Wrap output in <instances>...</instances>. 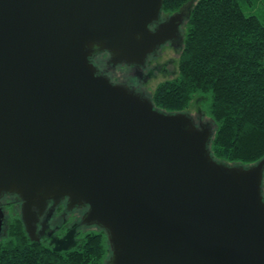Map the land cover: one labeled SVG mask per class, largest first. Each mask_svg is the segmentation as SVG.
<instances>
[{
	"label": "water",
	"instance_id": "obj_1",
	"mask_svg": "<svg viewBox=\"0 0 264 264\" xmlns=\"http://www.w3.org/2000/svg\"><path fill=\"white\" fill-rule=\"evenodd\" d=\"M162 5L0 0V197L22 201L31 239L50 201L88 207L108 264H264V157L217 160L208 123L156 108L91 58L143 64L188 8L152 29Z\"/></svg>",
	"mask_w": 264,
	"mask_h": 264
},
{
	"label": "trees",
	"instance_id": "obj_2",
	"mask_svg": "<svg viewBox=\"0 0 264 264\" xmlns=\"http://www.w3.org/2000/svg\"><path fill=\"white\" fill-rule=\"evenodd\" d=\"M253 2L163 0V12L188 4V14L178 73L150 95L156 108L170 113L198 102L195 121L211 126L212 155L233 165L249 166L264 157V20L247 9ZM12 207L11 202L6 207L11 218L0 237V264H108L112 249L105 228L86 230L72 246L55 247L31 239L22 213Z\"/></svg>",
	"mask_w": 264,
	"mask_h": 264
},
{
	"label": "rangeland",
	"instance_id": "obj_3",
	"mask_svg": "<svg viewBox=\"0 0 264 264\" xmlns=\"http://www.w3.org/2000/svg\"><path fill=\"white\" fill-rule=\"evenodd\" d=\"M255 1L256 2L255 3L253 2L251 4V7L247 9L249 11L255 12L257 15H259L264 20V0H255ZM181 33H182L181 34V37H182L183 28H181ZM180 48H181L180 43L174 44V43L168 42V43H165V44L163 43L162 45H160L155 51L151 52L152 54L150 55L148 54V56L145 59V62L143 63V65L140 66L142 78H138L135 75H133L131 66L129 64H126V62L115 64L116 66L114 67L113 71H110L109 73L114 78V80L119 82L122 78L123 80L122 82L133 84L139 89L130 84L127 85L128 87L136 90L137 92L141 93L142 95L146 97H150V95L155 91L156 86L159 83L177 75L178 70H179ZM104 52H99V54L101 55ZM97 55L98 54H96V56ZM100 55L99 57L101 59L102 58L106 59L108 56V55H104L101 57ZM99 57H96V61L98 64H100ZM126 65H129V66H126ZM99 71L103 73L102 70H99ZM199 111L200 109H199L198 102L197 103L192 102L187 112L190 115H192L196 121H199L200 120ZM199 123L200 122H198V124ZM4 195L5 197L8 196V198L5 199ZM4 195H2L0 199L4 197L2 198L3 200L10 201L11 203H13V207H12L13 211L15 210L16 212L18 210L21 213V202L17 203V201H13V198L15 199L17 196L13 194H4ZM63 209L65 210V208ZM9 211L8 210L6 211L5 219L7 220V223L9 222V219L11 218V213ZM76 211H73V213H76ZM59 213H61V211ZM71 213L72 211L67 213V215L69 216ZM81 214H82V211H80V215ZM58 218L61 220V215H59ZM85 224L88 227L87 228L84 227V228L89 230L90 232L95 231V229L98 228V225L95 223H92V224L85 223ZM68 226H69V230L67 232V235H66L67 237H66L65 242L63 244L61 243V244L56 245V247L66 248V247L74 245L75 242L70 243V240L72 239L73 234L75 233L76 224L69 223ZM89 228H92V229H89Z\"/></svg>",
	"mask_w": 264,
	"mask_h": 264
},
{
	"label": "flooded vegetation",
	"instance_id": "obj_4",
	"mask_svg": "<svg viewBox=\"0 0 264 264\" xmlns=\"http://www.w3.org/2000/svg\"><path fill=\"white\" fill-rule=\"evenodd\" d=\"M173 14L172 13L171 14L165 13L162 11L160 18L158 20H156L155 22H153L152 24H150V27L152 29H155L157 24L167 20ZM187 14H188V8H186V15L184 17L183 22L180 25V33L178 34V32H177L176 35L172 39L167 40L165 43H168V42L174 43V44L180 43V45H181V42H182L181 28H182V25L185 21ZM97 54H98L97 56L95 54L91 58L94 59L93 61L97 65L99 70H102L103 74L105 73L106 75H108L110 77V79L113 80L114 82H118V81L114 80V78L109 73L110 71H113L114 67L116 66L115 64H113L110 61L111 55L108 52H104L101 55L99 53H97ZM150 54H152V53H149V55ZM99 55L101 57L104 55H108V56L106 59H104V58L101 59L99 57ZM95 56L99 57V61H100V64L102 66L97 63ZM126 64H129L131 66L133 75H135L138 78H142L140 66L143 64H133V63H126ZM129 65H126V66H129ZM122 81L123 80L121 78V80L118 83H122V84L124 83V85L126 84V86L128 84H130V83L122 82ZM130 85L134 86L133 84H130ZM134 87H136V86H134ZM136 88H138V87H136ZM4 197H5V195H4ZM4 197H2V198H4ZM2 198L0 199V207L2 208V211L4 213V218H3L4 221L2 224V229L0 231V237L5 233L6 227L8 225L5 217H6V211H7L6 207H7L8 202H10V201L3 200ZM13 201H17V203L21 202V209H22V201L18 197H16L15 199L13 198ZM49 203L50 204H48L45 211L39 215V219L35 223L36 224V229H35V233H34L35 239H33V240L48 242V243L54 245L55 247L58 244H61V243L63 244L66 240V237H67L66 235H67V232L69 230L68 224L72 223V224H76V230H75V233L73 234L72 239L70 240V243H73V242H75L74 244L79 243V241L82 239L85 231L87 230L84 227H86V228L88 227V226H86L85 222L83 221L84 214H85L87 209L85 210L84 206H83V208H81L80 205L68 207V198L62 199L61 201H59L55 205H53V201H50ZM63 208H65V210ZM50 209L52 210L51 212H50ZM76 210H78V211H76ZM60 211H61V213H59ZM70 211H72V213L68 216L67 213H69ZM73 211H76V213H73ZM80 211H82L81 215H80ZM59 215H61V220L58 218ZM98 228H99V225H98ZM98 228L95 230H98ZM89 229H92V228H89ZM111 254H112V252H111Z\"/></svg>",
	"mask_w": 264,
	"mask_h": 264
}]
</instances>
